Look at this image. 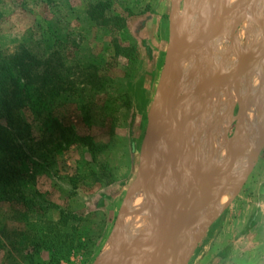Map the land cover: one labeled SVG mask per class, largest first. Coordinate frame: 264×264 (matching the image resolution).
<instances>
[{
	"label": "rangeland",
	"instance_id": "rangeland-1",
	"mask_svg": "<svg viewBox=\"0 0 264 264\" xmlns=\"http://www.w3.org/2000/svg\"><path fill=\"white\" fill-rule=\"evenodd\" d=\"M172 1L0 0L1 50L12 52L17 47L24 46L39 57L54 52L72 68V77L77 81L81 78L76 67L90 64L105 69L102 74H106L110 79L109 85L102 89L90 90L86 97L82 96L83 99L76 96V93H65L55 97L48 110L40 116H33L30 112L24 113V118L32 125V135L27 141L28 158L22 161L20 169L26 175L24 192L34 200L36 206L31 210L28 221L22 215V212L29 211L27 208L20 206L18 211L8 202L0 201V264L47 263L50 258L47 250L36 253L30 263L12 251L7 237L20 229L29 233L43 229V219L57 221L62 212L80 217V221L69 222V226L86 229L90 225L89 222H92L89 232L93 237L92 244L90 242L88 246L83 245L86 243L84 237L78 238L76 250L71 251L68 258L61 260L60 264H95L107 245L113 241L116 244L122 237L125 238L120 230L122 221L135 216L148 220V215H144V210L147 212L148 209H144L146 201L143 186L139 183L142 179L140 153L165 60ZM201 2L179 0V12L185 15L190 10H196ZM234 3L227 7L222 6L216 13H222ZM262 3L263 0L259 7ZM203 9V13L193 20L195 27L200 26L201 21L209 14L208 4ZM252 12L247 15L250 19L259 13L258 9ZM238 14L236 11L227 17L217 32L216 40L214 39V43L219 41L218 46L222 51L227 48L229 53L226 57L232 59L235 66L232 65V68L225 69L222 73H215L214 55L211 54L215 45L212 44L198 58L197 63L194 58L185 65V72L178 81L176 100L179 107L175 110V119L183 129L187 161L183 163L173 152L170 160L182 167V175H176L175 179L167 176L166 180L174 185L183 183L185 190L179 188L181 193H187L195 187L194 177L190 176L192 167L196 168V177L200 182L212 176L227 183L238 181L243 174L248 155L256 148L258 125L264 123V75L260 74L262 84L257 83V64L246 69V73L241 75L244 67L257 58L264 38L260 33L261 38L254 46L257 48L254 49L255 53L252 52L248 56L244 53L235 54L233 45L238 31L245 24H255L246 21H243V24L239 20L238 26H231L233 22L230 21ZM118 17L120 20L116 19ZM105 19L112 21L105 23ZM123 22L126 26L119 30ZM239 23L243 25L240 27ZM255 25L258 28L257 24ZM212 27L213 24L210 23L207 30ZM189 35L190 31L182 33L177 43H183ZM115 47L119 55H116ZM237 47L240 49L241 44ZM250 73L256 77V83L253 86L250 84V88L247 86L248 94L244 95V86L241 87L243 91L239 93V84L246 76L250 79ZM129 74L130 78L126 80L125 75L128 77ZM225 80L227 85L233 81V87L229 90L232 97L219 100L220 94L225 92L222 93L221 90L227 89L226 86H220ZM135 88L137 97L133 92ZM201 88L205 91L194 95ZM208 88L212 89L210 95L206 94ZM215 101L222 107H219L217 112L213 110L211 114L208 107ZM61 127H70L80 136H89L95 145L101 147L98 152H93L82 143L67 147L59 134ZM163 148L160 146L158 149L162 151ZM227 152L231 155L229 158ZM174 169L175 165L170 168L173 174ZM136 189L138 193L141 191L144 201L142 206L129 209L128 204L134 194L138 195ZM263 189L264 148L237 194L225 193L208 198L206 207L210 214L216 213V218L196 243L193 242L187 248L179 250L181 264H257L255 256L264 243V224L257 221L260 199L264 196ZM130 194L132 195L125 204ZM228 199L227 204L221 208ZM148 223L150 224L149 220ZM204 225L200 212L190 227L189 232L192 234H186L196 235ZM149 226L151 229L152 226ZM143 229H138L137 235H142ZM115 231L119 233L118 236ZM148 232L149 230L146 232L148 238L153 239ZM143 238L137 236L136 240L130 243L138 244ZM155 238L157 239L158 235ZM246 250L249 254L244 260H240ZM108 252L110 253V249L104 251L103 258L107 256L110 260L105 261L112 262L118 251L111 257ZM131 261L137 263L140 260L133 256Z\"/></svg>",
	"mask_w": 264,
	"mask_h": 264
},
{
	"label": "water",
	"instance_id": "water-1",
	"mask_svg": "<svg viewBox=\"0 0 264 264\" xmlns=\"http://www.w3.org/2000/svg\"><path fill=\"white\" fill-rule=\"evenodd\" d=\"M202 2L196 7V10H190L185 15L179 12V0L172 1V11L170 16L169 38L165 53L164 64L160 73L159 81L156 87L151 111L148 117V125L142 141L140 153L141 182L145 183L148 191V198L157 206V210L151 213L149 219L150 225L154 228L158 235V242L146 241L144 248L154 251L155 256L147 264H181L178 252L193 242H197L198 238L203 234L208 225L216 218V213L209 212L206 205L208 198L211 196L230 193L237 194L247 181L258 157L264 148V123L258 125V141L256 148L252 151L247 159L242 176L235 183H227L221 181L220 178L206 177L200 182L196 177V168L190 169V176L194 177L195 187L191 192L181 194L175 185L166 180L167 176L175 179V174L170 168L176 163L170 160L173 152L177 157L186 163L185 155L186 143L184 142L183 129L176 122L175 110L178 106L176 97V88L180 76L184 74L185 65L192 59L198 58L208 49L214 42L218 30L222 27L227 17L232 13L241 11L242 6L249 7L252 0H240L220 14L216 13V8L222 0H201ZM209 6V15L200 26H194L193 20L203 13L205 5ZM253 22V21H252ZM260 27L264 29V24L258 21ZM213 24L214 30L206 36V28ZM255 24H257L254 21ZM257 24V25H258ZM196 28V32H195ZM185 31H190L189 37L181 44L177 43V38ZM264 58V55H262ZM254 65L252 61L241 71L243 76L246 69ZM198 90L194 95H198L205 90ZM164 147L159 151V147ZM163 154L162 162L157 161V157ZM191 154H193L191 152ZM191 166V165H190ZM197 182V183H196ZM169 184L171 187H168ZM136 185V184H135ZM134 185V186H135ZM193 188V187H192ZM176 189V190H175ZM131 194L125 200V204L130 199ZM184 196V197H183ZM186 197V198H185ZM232 197H230L231 199ZM229 199L222 205L227 204ZM206 207V210H205ZM202 213L204 220V228L198 234L188 235L191 225L199 213ZM185 215L186 219L182 224H178V219ZM171 216V218H170ZM121 218L119 219V221ZM118 221V223H119ZM118 223L116 225H118ZM116 228V226H115ZM114 228V230H115ZM190 239V240H189ZM189 240V243H188ZM195 242V243H196ZM106 249H110L108 256H113L116 251V259L111 264H142L138 261L133 263L131 260L134 256L132 244L125 238H121L118 243L111 242L107 245L99 260L95 264H105L103 253ZM131 261V262H130ZM108 264V263H107Z\"/></svg>",
	"mask_w": 264,
	"mask_h": 264
},
{
	"label": "trees",
	"instance_id": "trees-1",
	"mask_svg": "<svg viewBox=\"0 0 264 264\" xmlns=\"http://www.w3.org/2000/svg\"><path fill=\"white\" fill-rule=\"evenodd\" d=\"M116 19L120 20L119 17ZM110 21L105 19L104 22ZM125 26L123 22L119 30ZM115 53L119 55L116 47ZM57 55L53 52L39 57L24 46L12 52L0 49V201L8 202L15 210L20 206L27 208L29 211L22 212V215L28 221L36 203L24 192L26 175L20 169L22 161L28 158L27 141L32 135V125L26 121L24 113L40 116L59 95L76 93L83 99L82 96L86 97L90 90L102 89L110 82L107 75L102 74L105 69L91 64L76 67L81 79H73L72 68ZM129 78L130 74L128 77L125 75L126 80ZM133 92L137 97L136 88ZM59 134L67 147L82 143L93 152H98L101 147L95 145L89 136H80L70 127H61ZM80 220L74 214L62 212L57 221L43 219V229L35 228L36 231L30 233L21 229L13 231L7 240L12 251L30 263L36 253L47 250L50 258L44 264H60L71 251L76 250L78 238H85L84 246L92 244V222L86 229L69 226V222Z\"/></svg>",
	"mask_w": 264,
	"mask_h": 264
},
{
	"label": "bare ground",
	"instance_id": "bare-ground-1",
	"mask_svg": "<svg viewBox=\"0 0 264 264\" xmlns=\"http://www.w3.org/2000/svg\"><path fill=\"white\" fill-rule=\"evenodd\" d=\"M223 1V0H222ZM262 0H257V3L256 4H258V5H260V2H261ZM226 2V1H225ZM263 2H264V0H263ZM231 3H234V2H232L231 1ZM230 3V1L228 0V4H231ZM187 6V5H186ZM197 6V5H196ZM219 6V5H218ZM226 7V6H225ZM194 8V7H193ZM255 8V7H254ZM218 9V8H217ZM245 9V8H244ZM247 9H248V7H247ZM253 9V8H252ZM257 9V8H256ZM246 10V9H245ZM217 11V10H216ZM248 11V10H247ZM257 12V11H256ZM259 12L261 13V16L263 17V13H264V3H262L261 4V6L259 7ZM252 13H254V12H252ZM257 14V13H256ZM209 15V14H208ZM258 15V14H257ZM256 15V16H257ZM258 18V17H257ZM243 19L245 20V21H249L250 23H253L254 21L258 24V22H257V20L254 18V20L253 19H250L248 16H243ZM250 20H252V21H250ZM260 21V20H259ZM230 22H233L232 24H231V26H234V25H236V26H238V21L237 20H235V19H233V21H230ZM243 23V22H242ZM245 23V22H244ZM243 23V24H244ZM260 23H262V21L260 22ZM240 24V27L243 25V24H241V23H239ZM263 24H264V22H263ZM255 25V24H254ZM259 25V24H258ZM260 26V25H259ZM214 27V26H213ZM212 27V28H213ZM256 27V26H255ZM255 27H253V26H251L250 24H245L244 26H242L241 27V30L240 31H238V35H237V39H236V42L234 43V45H233V50H234V53L235 54H237V53H244L246 56H248V55H250L252 52H254L255 53V51H254V46H255V43H256V45H257V43L259 42L258 41V39L259 38H261L260 37V35L262 34H260V31L257 29V27L255 28ZM211 28V29H212ZM259 28H261L262 30H264L262 27H259ZM208 28H206V30H207ZM211 29H209L208 31H206L207 32V34H206V36H208V35H210L211 34ZM212 30H214V29H212ZM230 30V29H229ZM186 32V31H185ZM189 32V31H188ZM184 33V32H183ZM228 33V32H227ZM224 34H225V32H224ZM264 34V33H263ZM182 34H180V36H181ZM227 35V34H226ZM180 36L177 38V40L180 38ZM225 36V35H224ZM186 37V36H185ZM219 38V37H218ZM244 39V40H243ZM216 40V39H215ZM260 40V39H259ZM263 40V39H262ZM261 40V41H262ZM260 41V42H261ZM179 42V41H178ZM180 44V43H179ZM239 44H241V48L240 49H238V45ZM260 44V43H259ZM213 45H215L214 47H213V50L211 51V54L212 55H214V60H215V66H216V69H215V71L214 70H212V71H214L215 73H217V72H223L225 69H230V68H232L231 66L233 65V63H234V61H233V63H232V59L231 60H229V58L228 57H226V54L227 53H229L228 52V50H227V48H226V50L225 51H222L221 50V48H219V41L217 42H213ZM221 46V45H220ZM259 46V45H258ZM262 46H263V49H264V44H262ZM257 49V48H256ZM255 49V50H256ZM261 49V48H260ZM263 51V50H262ZM261 51V52H262ZM215 52H217L216 54H214ZM259 52H260V50H259ZM253 53V54H254ZM263 53H264V51H263ZM262 53V54H263ZM234 54V55H235ZM238 55H240V54H238ZM244 55V56H245ZM228 56H229V54H228ZM208 57V56H207ZM232 57V56H231ZM258 57V56H257ZM263 57V56H262ZM232 58H234V57H232ZM260 58V57H259ZM229 60V61H228ZM235 60V59H234ZM261 60H263V59H261ZM254 65H256V63H257V58H255L254 60ZM204 62V61H203ZM252 62V61H251ZM261 63V62H260ZM235 64H236V62H235ZM192 64H190V66H191ZM214 65V64H213ZM253 65V66H254ZM261 65V64H260ZM190 66H189V68H190ZM233 66H235V65H233ZM259 66V65H258ZM238 67H239V65H238ZM260 67H262V66H260ZM187 68V67H186ZM258 68V67H257ZM228 70H227V72H228ZM196 71V70H195ZM209 71V70H208ZM237 71V70H236ZM236 71H234V72H236ZM193 72V71H192ZM210 72V71H209ZM226 72V73H227ZM233 72V71H232ZM261 72V71H260ZM198 73H200V72H198ZM211 73V72H210ZM225 73V74H226ZM230 73V72H229ZM190 74V73H189ZM192 74V73H191ZM194 74H195V72H194ZM193 74V75H194ZM197 74V73H196ZM231 74V73H230ZM238 74V73H237ZM251 75H252V73H250ZM250 74H249V76H250ZM263 74V73H262ZM216 75V74H215ZM246 76V75H245ZM211 77V76H210ZM239 77V76H238ZM259 77V76H258ZM200 78V77H199ZM244 78V77H243ZM202 79V78H201ZM201 79H199V83H200V80ZM223 79V78H222ZM256 77L254 76V75H252V76H250V79L249 78H247V76H246V78H244L242 81H241V83H240V86L242 87V86H244L243 87V93H244V95H246V94H248L247 93V91L249 90L248 88H247V86L249 85V88L251 87V86H253V84H255L256 83ZM207 81V80H206ZM228 81V80H227ZM263 81V80H262ZM203 82V81H202ZM236 82V81H235ZM240 82V81H239ZM259 82H261L260 80H259ZM198 83V84H199ZM232 83H233V81H232ZM258 83V82H257ZM226 83H225V81H223L221 84H220V86L221 87H225L226 85H225ZM250 84H251V86H250ZM204 85V84H203ZM210 86H211V84H210ZM205 87V86H204ZM227 87H228V85H227ZM258 87H259V85H258ZM229 88V87H228ZM230 89V88H229ZM234 89V88H233ZM260 89V88H259ZM182 90H183V88H182ZM212 89H207V91H206V94H208V95H210V93H212V91H211ZM236 90V89H235ZM240 90V89H239ZM239 90H238V92H239ZM251 90V89H250ZM222 91V90H221ZM255 91V90H254ZM223 92H224V90H223ZM222 92V93H223ZM249 92V91H248ZM253 95V94H252ZM215 96V95H214ZM210 97V96H209ZM232 96H230V93L228 92V93H223V94H220V96L218 97L219 98V100H228L229 98H231ZM218 98H217V100H218ZM260 98H261V96H260ZM211 99V98H210ZM210 99H208V100H210ZM247 100V99H246ZM232 101V100H231ZM201 102H203V100H201ZM228 102V101H227ZM251 102V101H250ZM258 102H259V100H258ZM264 103V102H263ZM221 104V103H220ZM219 107L221 108L222 106L221 105H219L218 104V101H215L214 102V104L213 105H211L210 107H208V110H209V108H210V112H211V114H212V111L214 110V112L216 111H218V110H220L219 109ZM226 108V107H225ZM227 109V108H226ZM249 110V109H248ZM230 111V110H229ZM255 111V110H254ZM213 112V113H214ZM251 112V111H250ZM220 113V112H219ZM252 113V112H251ZM254 115V114H253ZM204 117V116H203ZM215 117V116H214ZM217 118H218V116H217ZM213 120V119H212ZM229 120V119H228ZM254 120V119H253ZM227 121V120H226ZM214 122V121H213ZM229 123V122H228ZM227 125V124H226ZM255 126V125H254ZM204 127V126H203ZM218 127V126H217ZM242 128V127H241ZM219 130V129H218ZM247 131V130H246ZM257 132V131H256ZM207 133V132H206ZM240 133V132H239ZM249 134V133H248ZM254 135V134H253ZM252 136V135H251ZM211 138V137H210ZM249 138V137H248ZM257 138V137H256ZM242 139V138H241ZM250 139V138H249ZM212 140V139H211ZM240 140V139H239ZM228 141V140H227ZM205 142V141H204ZM191 143V142H190ZM250 143V142H249ZM239 145V144H238ZM207 146V145H206ZM236 146V145H235ZM256 146V145H255ZM207 147H209V146H207ZM221 147H223V146H221ZM217 148V147H216ZM206 149H208V148H206ZM230 149V148H229ZM218 150V149H217ZM219 150H220V148H219ZM219 150H218V152H219ZM231 150V149H230ZM205 151V150H204ZM207 151V150H206ZM205 151V152H206ZM211 151V150H210ZM215 151H216V149H215ZM222 152H224V151H221V153ZM203 153V152H202ZM210 153H212V152H210ZM216 153V152H215ZM220 153V154H221ZM235 153V152H234ZM233 153V154H234ZM201 154V153H200ZM204 154V153H203ZM202 154V155H203ZM218 154V153H217ZM224 154V153H223ZM229 153L227 152V156H228V158L231 156L230 154L228 155ZM192 155V154H191ZM237 155V154H236ZM241 155H242V153H241ZM196 156V155H195ZM221 156V155H220ZM219 156V157H220ZM222 156H224V155H222ZM202 157V156H201ZM204 157V156H203ZM195 158V157H194ZM197 158V157H196ZM238 158V157H237ZM236 158V159H237ZM163 159H165V157L163 158V154H160V156H158V162H162V160ZM189 159V158H188ZM204 159V158H203ZM222 159H223V157H222ZM199 160V159H198ZM211 160V159H210ZM242 160V159H241ZM196 161V160H195ZM201 161V160H200ZM209 161V160H208ZM222 161V160H221ZM220 161V162H221ZM234 162V161H233ZM189 163H190V161H189ZM198 163V162H197ZM213 163V162H212ZM193 164V163H192ZM206 164V163H205ZM215 164V163H214ZM217 164V163H216ZM226 164V163H225ZM237 164V163H236ZM239 165V164H238ZM218 165H216V167H217ZM175 167H176V169H174V174H175V178H176V175H182L181 174V170H182V167H180L177 163L175 164ZM188 167V166H187ZM190 168V167H189ZM217 170H218V168H217ZM234 171H235V169H234ZM207 173V172H206ZM217 173V172H216ZM210 174V173H209ZM177 180V179H176ZM227 180V179H226ZM177 182H178V180H177ZM140 183V182H139ZM230 183V182H229ZM178 184L179 185H175L178 189L179 188H181L182 187V190L184 189L183 188V183H179L178 182ZM141 185V184H140ZM142 186H143V190L142 191H144L143 192V194H144V196H145V201H146V204H145V206H144V209H148V213L144 210V215H148V218L150 217V215H151V213H154V211H156L158 208H157V206L152 202V200L151 199H149L148 198V189H147V187H146V185H145V183H142ZM180 186V187H179ZM138 187H139V184H138ZM168 187H171V185L170 186H168ZM138 189V188H137ZM137 189H136V192H137ZM141 189V188H140ZM192 189H194V187L193 188H191V190L190 191H188L187 193H189V192H191L192 191ZM185 190V189H184ZM189 190V189H188ZM187 191V190H186ZM140 193H138V195H136V194H134L135 196H134V198L129 202V204H128V207H129V209H136V208H138L142 203H143V201H144V198H143V195H142V193H141V191H139ZM185 192V191H184ZM181 193L182 195L183 194H185V193ZM132 193V192H131ZM133 193H135V191L133 192ZM186 193V194H187ZM132 195V194H131ZM216 202V201H215ZM215 202H214V205H216L215 204ZM221 202V201H220ZM217 203V202H216ZM142 206V205H141ZM218 206V205H217ZM214 208V207H213ZM140 209V208H139ZM213 210V209H212ZM129 212H130V210H129ZM140 213H141V211H140ZM143 213V212H142ZM213 213V212H212ZM129 214V213H128ZM131 214V213H130ZM137 215H138V213H137ZM129 216V215H128ZM129 218V217H128ZM170 218H171V216H170ZM125 219V218H124ZM186 219V217H185V215H182L179 219H178V224H182L183 222H184V220ZM149 220V219H148ZM148 220L146 219V218H144V217H134V218H129V219H127V220H124V221H122L121 222V224H120V230H121V232L123 233V235H124V237H125V239H127L128 241H132V240H136L135 239V237H137L138 236V238L139 237H144L143 238V240L142 241H140V243H136V244H132V247H133V253H134V257H135V259H139L140 260V262H141V260H142V262L143 263H148V262H150L151 261V259H153V257L155 256V254H154V251H149V250H146L145 248H144V245H145V242L146 241H152V242H154V243H157L158 242V240H159V238H155L156 236H157V233L155 232V230H154V228L152 227L151 229H149V223H148ZM199 221V220H198ZM141 228H144L143 230H142V235H137V231H138V229H141ZM116 229H117V227H116ZM147 230H149V234H151L152 236H153V239H150V238H148V234L146 235V232H147ZM190 231H191V229H190ZM116 232V231H115ZM114 232V233H115ZM113 233V234H114ZM140 233V234H141ZM189 233H191L192 234V232H189ZM119 234V233H118ZM118 234H117V232H116V235L118 236ZM121 235V234H120ZM134 237V238H133ZM188 243H189V240H188ZM110 245V244H109ZM184 248L186 247L187 248V245L185 244L184 246H183ZM107 250V249H106ZM105 250V251H106ZM109 253V252H108ZM107 255V254H106ZM109 255V254H108ZM117 255V254H116ZM116 255L114 256V258H113V260H112V262H105V264H111V263H113L114 261H115V259H116ZM106 258H107V256H106ZM106 260V259H105ZM110 260V259H109ZM106 261H108V259L106 260Z\"/></svg>",
	"mask_w": 264,
	"mask_h": 264
},
{
	"label": "crops",
	"instance_id": "crops-1",
	"mask_svg": "<svg viewBox=\"0 0 264 264\" xmlns=\"http://www.w3.org/2000/svg\"><path fill=\"white\" fill-rule=\"evenodd\" d=\"M226 1V2H225ZM238 1H240V0H234V2L236 3V2H238ZM257 3V0H252L251 1V3H250V5H249V7L251 8V9H249V7H248V9L247 8H245L244 9V7H245V5H244V7L242 6V8H241V11L239 12V14L236 16V18H235V20H237V21H239V20H241L242 22L243 21H245L244 19H243V16H247L249 13H251L254 9H258V12H259V5L258 4H256ZM219 6H217V8H216V10L218 11L219 9H221V7L223 6V7H227V6H229L230 4H228V1L227 0H223V1H221L219 4H218ZM255 7V8H254ZM253 8V9H252ZM248 10V11H247ZM215 14H217V13H215ZM220 14V13H219ZM258 17V18H257ZM253 20H254V18H252ZM255 19L256 20H260V22L262 21V23L264 22V13H263V17L261 16V13L259 12L258 13V15L257 16H255ZM250 21H252V20H250ZM246 22H249V21H246ZM230 25V24H229ZM256 25H254L253 27H255ZM258 26V30L260 31V33H262V38H264V32H263V30L261 29V28H259L260 26L259 25H257ZM264 51V49H263V47L260 49V52L258 51V57H257V67H256V69H257V73H256V75L257 76H259L258 78H259V80L261 81V82H258V83H261L262 84V78H261V76H263L264 75V63H263V60H261V59H263V57H262V55H264V53H263V51ZM234 51V50H233ZM262 51V52H261ZM263 53V54H262ZM260 57V58H259ZM261 62V63H260ZM261 64V65H260ZM259 65V66H258ZM260 66H262V67H260ZM261 71V72H260ZM263 73V74H262ZM260 74H261V76H260ZM257 78V79H258ZM225 83H227L226 82V80H225ZM226 85V87H227V84H225ZM228 87L231 89V87H233V83L232 82H230L229 84H228ZM227 87V89H225L224 91L226 92V93H228L229 92V88ZM239 93H241V86H240V84H239ZM221 92H223V91H221ZM230 93V92H229ZM243 99V98H242ZM243 101H245V99H243ZM228 157V156H227ZM264 190V189H263ZM262 193L264 194V191H262ZM257 221L258 222H263V224H264V196L262 195V197H261V199H260V205H259V207H258V211H257ZM263 229H264V226H263ZM259 230V229H258ZM264 242V241H263ZM258 254L255 256L256 257V261H257V264H264V243L261 245V248H259L258 249ZM249 254V251L248 250H246L245 252H244V254H242V256H241V259L240 260H244L245 259V257L247 256ZM254 257V258H255ZM253 259V258H252ZM251 259V260H252Z\"/></svg>",
	"mask_w": 264,
	"mask_h": 264
}]
</instances>
